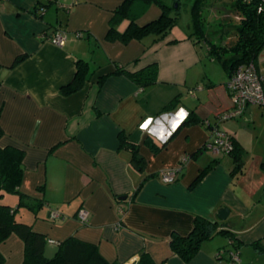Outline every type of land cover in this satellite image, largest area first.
Returning <instances> with one entry per match:
<instances>
[{
    "label": "crops",
    "instance_id": "0c3cea01",
    "mask_svg": "<svg viewBox=\"0 0 264 264\" xmlns=\"http://www.w3.org/2000/svg\"><path fill=\"white\" fill-rule=\"evenodd\" d=\"M121 1L57 0L37 17L36 7L47 0H0V147L24 151L19 190L45 203L33 222L45 236V256L74 237L95 245L110 264L142 253L154 264H229L226 253L234 251L239 264H264V109L248 105L238 118L219 119L233 107L229 78L213 80L202 66L207 50L198 51L189 32L175 28L157 43L154 37L106 41ZM159 14L152 5L136 24ZM126 26L123 21L117 29ZM57 31L65 35L62 46L52 41ZM79 59L88 62L90 78L63 94L74 85ZM114 62L130 71L156 64V81L142 88L114 75L99 83L114 72ZM254 65L264 89V50ZM188 114L194 121L174 135ZM214 129L236 143L241 173L232 174L231 155L208 149ZM120 134L136 146L140 164ZM167 170L178 171L173 183L160 179ZM4 201L16 207L15 196ZM223 208L227 218L218 221ZM79 211L87 213V223L79 221ZM196 217L224 223L238 247L216 235L185 263L170 241L173 234L187 235ZM0 254L5 264H22V241L10 235Z\"/></svg>",
    "mask_w": 264,
    "mask_h": 264
},
{
    "label": "trees",
    "instance_id": "16d2710c",
    "mask_svg": "<svg viewBox=\"0 0 264 264\" xmlns=\"http://www.w3.org/2000/svg\"><path fill=\"white\" fill-rule=\"evenodd\" d=\"M56 1L47 0L45 5L39 8L36 7V13L39 12L37 17L42 16L47 6L56 4ZM211 1L213 0H191V2L190 0H122L112 11L105 40L128 44L132 40L142 39L149 33L153 34L154 42L162 41L177 27L179 12L183 6L188 8L190 18L188 39L192 40L194 45L205 44L208 60L218 63L228 78L242 65L252 64L255 67L254 64L258 55L264 50V0H230L228 6L231 14L224 13L222 16V19L224 18L223 20L226 22L224 24L219 23V25L226 30L222 32L218 39L220 42L217 43L208 38L203 19L204 11L210 6ZM152 5L157 6L160 10L158 18L142 26L136 24L137 19L144 15ZM234 19L238 21L237 24L232 22ZM123 21H127V26L120 32L117 27ZM228 29L233 33L230 38L226 34ZM223 36L226 37L225 40H223ZM19 61L18 58L15 63ZM112 64L115 67L114 72L100 78L99 83L114 75H123L142 88L156 81V64L148 65L137 71H130L127 66L117 62ZM76 66L74 85L63 88V94L75 92L90 78L91 73L89 72L88 62L79 59ZM193 121L194 116L188 114L174 135L183 126ZM1 136L2 130L0 128ZM120 137L122 146L132 153L133 162L140 164L142 158L138 154L136 146L126 142L122 134H120ZM230 140L232 141L231 138ZM232 144L233 150L229 155L233 158L234 169L232 174L235 176L242 172L243 163L236 143L232 141ZM23 160V150L12 146L0 147V244L10 235H16L24 246L22 264H110L99 254L95 245L74 237H69L57 244V250L51 258L45 256V236L36 233L33 230V225L18 220V212L25 210L36 216L45 204L43 200L34 199L20 192L19 188L24 176ZM213 165L214 162H211L205 167L192 185L194 186L199 182ZM6 196L16 197V207L4 201ZM216 235L226 237L232 245L235 243L231 232L224 228V223L211 222L196 217L187 235H172L170 248L187 263L198 252L203 242ZM234 245L236 248L238 247L237 243ZM251 245L258 249L257 244L253 243ZM259 250L262 251L260 248ZM236 253L239 258V252ZM227 258L230 261L229 256ZM0 264H5L1 254ZM138 264H154V262L146 253H142L139 256Z\"/></svg>",
    "mask_w": 264,
    "mask_h": 264
},
{
    "label": "built area",
    "instance_id": "2783aa9c",
    "mask_svg": "<svg viewBox=\"0 0 264 264\" xmlns=\"http://www.w3.org/2000/svg\"><path fill=\"white\" fill-rule=\"evenodd\" d=\"M53 43L62 46L65 42V35L57 31L52 37ZM227 88L232 98L233 107L230 113L222 115L219 119L226 121L238 118L244 112L248 105H258L264 109V89L262 78L257 73L252 64L238 67L229 78ZM214 138L207 144L208 149L215 152L230 154L233 150V144L230 138L216 129L213 131ZM177 170H167L160 173V179L166 184L173 183L177 179ZM78 219L81 223H87V213L79 211ZM222 252H219L221 255ZM229 256V264H239V258L236 252L226 253ZM139 258L134 257L124 264H138Z\"/></svg>",
    "mask_w": 264,
    "mask_h": 264
},
{
    "label": "rangeland",
    "instance_id": "374dc122",
    "mask_svg": "<svg viewBox=\"0 0 264 264\" xmlns=\"http://www.w3.org/2000/svg\"><path fill=\"white\" fill-rule=\"evenodd\" d=\"M230 2H231L230 0H213L211 1V3L213 4L210 3V6H208L207 9L204 11L203 19L205 23L206 34L208 35V38L214 43L220 42L218 39L221 36L222 32L226 30L222 28L219 25V23L224 24L226 22L223 20L224 18L222 19V16L224 13L231 14L229 10L230 8L228 6ZM232 22H234L235 24L238 23V21L235 19ZM189 27H190V18L188 14V8L187 7L184 8L182 6L179 12V19H178V24L176 27V33H179V32L188 33L190 32ZM227 32L228 33L226 34L228 35V37L229 38L232 37L233 35L232 31L228 29ZM222 38L223 40L226 39V37L224 36ZM142 39L148 40V42H150L151 39H153V34L148 33V35L144 36ZM197 46H198V51H201L202 53L206 49V46L203 43H199L197 44ZM203 62L204 63H202V66L206 68L208 72H210L211 76L213 77V80H215L216 82H219V80L221 81V80L226 79V75L218 63L212 62L206 59L205 57H204ZM22 212L25 215H31L32 221L29 222V224L33 225V222L36 220V216H34L33 214L29 212H26L25 210H22ZM22 216L18 217L19 221H21L22 219L24 220L28 219V217H22ZM48 256L51 258L50 255Z\"/></svg>",
    "mask_w": 264,
    "mask_h": 264
},
{
    "label": "water",
    "instance_id": "95a60500",
    "mask_svg": "<svg viewBox=\"0 0 264 264\" xmlns=\"http://www.w3.org/2000/svg\"><path fill=\"white\" fill-rule=\"evenodd\" d=\"M228 212L229 211L226 208L220 209L217 214L218 221H224L227 218Z\"/></svg>",
    "mask_w": 264,
    "mask_h": 264
},
{
    "label": "clouds",
    "instance_id": "9594fccd",
    "mask_svg": "<svg viewBox=\"0 0 264 264\" xmlns=\"http://www.w3.org/2000/svg\"><path fill=\"white\" fill-rule=\"evenodd\" d=\"M181 111H183V110H181Z\"/></svg>",
    "mask_w": 264,
    "mask_h": 264
}]
</instances>
